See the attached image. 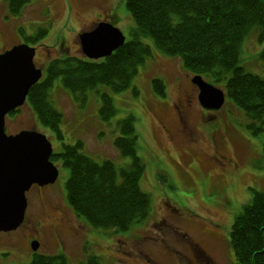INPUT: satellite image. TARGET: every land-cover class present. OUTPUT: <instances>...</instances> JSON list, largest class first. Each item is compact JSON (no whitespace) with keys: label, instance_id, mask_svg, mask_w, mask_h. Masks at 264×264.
<instances>
[{"label":"rangeland","instance_id":"obj_1","mask_svg":"<svg viewBox=\"0 0 264 264\" xmlns=\"http://www.w3.org/2000/svg\"><path fill=\"white\" fill-rule=\"evenodd\" d=\"M9 4L10 0H0V53L26 43L38 48L35 63L43 70L55 59L85 58L79 36L104 20L116 19L126 41L135 29L126 0H29L17 15L10 13ZM40 30L47 31L40 41L25 40ZM259 37L254 30L245 38L240 66L264 78L259 57L264 39ZM142 40L152 54L127 91L115 94L99 86L81 105L61 79L55 83L51 99L63 114V141L39 126L28 104L7 116L6 132L38 131L50 140L54 154L63 150L62 144L82 141L85 155L95 163L111 161L120 169L131 159L122 158L114 147L120 136L118 123L132 116L139 137L137 155L145 166L140 186L151 199L149 217L126 232L92 227L68 204L65 184L70 172L55 162L60 173L56 184L32 187L24 224L16 231L0 232V264H30L35 255L60 254L68 264H82L89 257L101 264H234L233 222L250 204L253 191L264 192V132L254 135L244 112L227 98L218 112L193 102L187 131L180 133L175 105L182 95L180 87H187L188 76L194 74L178 57L158 51L148 38ZM154 80L164 83L166 97L155 91ZM99 92L109 94L116 110L108 122L100 118ZM50 202L62 210L50 211ZM61 218L63 223L57 225ZM36 239L40 247L34 252Z\"/></svg>","mask_w":264,"mask_h":264},{"label":"trees","instance_id":"obj_2","mask_svg":"<svg viewBox=\"0 0 264 264\" xmlns=\"http://www.w3.org/2000/svg\"><path fill=\"white\" fill-rule=\"evenodd\" d=\"M29 0H10L9 10L17 15ZM135 29L131 39L110 57L99 61L64 57L48 63L43 79L33 86L27 102L39 126L59 141L63 114L51 99V90L61 79L74 100L83 105L89 91L99 86L119 94L131 88L132 80L152 48L142 39L171 57H178L185 70L200 75L224 89L248 120L254 135L264 132V78L240 66L241 46L251 31L264 39V0H126ZM113 22H117L113 19ZM47 31L40 30L26 41H40ZM30 39V40H28ZM35 45V44H34ZM33 45V46H34ZM259 57L264 68V49ZM155 91L166 97V86L154 80ZM102 100L100 118L108 122L116 110L108 93ZM19 109L10 113L14 115ZM120 136L114 147L130 165L117 168L111 161L95 163L84 153V144H62L63 150L51 161L70 172L65 184L68 204L78 217L101 230L126 232L144 222L151 209L150 196L141 189L145 166L137 155L139 140L132 116L118 123ZM264 152V149H263ZM234 264H264V192L253 191L250 204L235 218L230 232ZM30 264H68L63 254L35 255ZM82 264H101L89 257Z\"/></svg>","mask_w":264,"mask_h":264},{"label":"water","instance_id":"obj_3","mask_svg":"<svg viewBox=\"0 0 264 264\" xmlns=\"http://www.w3.org/2000/svg\"><path fill=\"white\" fill-rule=\"evenodd\" d=\"M83 55L93 61L110 57L125 45L126 37L114 24L99 23L93 30L79 36ZM36 48L27 44L14 46L0 54V232L18 230L24 223L28 208L27 193L33 186L54 185L59 169L51 161L53 146L46 135L24 130L7 134L6 118L25 105L29 92L43 77L35 64ZM199 90L200 106L219 111L225 104L223 89L193 77ZM39 242L32 243L38 251Z\"/></svg>","mask_w":264,"mask_h":264},{"label":"flooded vegetation","instance_id":"obj_4","mask_svg":"<svg viewBox=\"0 0 264 264\" xmlns=\"http://www.w3.org/2000/svg\"><path fill=\"white\" fill-rule=\"evenodd\" d=\"M194 76L195 75H193L192 77L188 76L187 81H186L187 87H182V86L180 87L182 95H181L180 99L178 100V104L175 105L176 111H177V114H178V117H179V124H180V127H181L180 133H184V132L187 131L186 121L188 120L189 115L191 113V110L193 108V102L197 101L198 97H199V90L192 83V78ZM33 187L36 188L37 186H33ZM37 188L38 189H44L45 187H43V188L37 187ZM50 206H51L50 211L59 212L60 209L62 210V207H59V210H58L57 208H55V206L52 203L50 204ZM64 211L69 216V212H68V210L66 208L64 209ZM67 215L60 216V217H67ZM46 217H50V216L47 215ZM55 223L57 225L58 224H62L63 223V218H61L60 220L56 219ZM55 227L56 226H54V228Z\"/></svg>","mask_w":264,"mask_h":264}]
</instances>
